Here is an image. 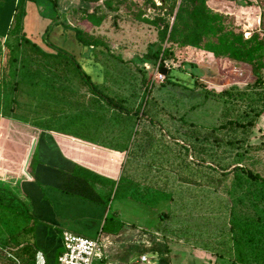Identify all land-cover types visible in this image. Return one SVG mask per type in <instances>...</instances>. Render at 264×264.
Listing matches in <instances>:
<instances>
[{
  "label": "rangeland",
  "instance_id": "1",
  "mask_svg": "<svg viewBox=\"0 0 264 264\" xmlns=\"http://www.w3.org/2000/svg\"><path fill=\"white\" fill-rule=\"evenodd\" d=\"M102 1L96 8L97 17H102L99 26L84 21L81 9L77 13L80 0H35L28 14L26 7L22 30L16 29L17 23L7 22L6 8L0 10V17H5L0 23V63L4 61L10 72L15 68L8 44L20 32L44 53L60 51L73 57L84 74L83 60L68 49L75 39L66 37L67 31L73 32L65 24L73 21L107 47V53L81 47L99 65L100 77L94 84L77 77L69 86L60 76L40 74L48 81L42 82L40 92L32 89L33 95H19L17 91L8 98L15 103L13 118L38 130L86 138L100 150L122 157L116 177L91 170L85 176L89 184L99 187L97 194L106 207L100 232L126 227L144 236L142 242L126 244L101 239L107 256L102 264H264V70L261 83H256L246 65L214 59L202 47L160 43L157 27L138 19L163 16L158 10L160 0H111L110 11L102 8ZM249 1L246 5L245 0H207V4L243 38L252 33L264 37V0ZM67 12L75 14L66 20ZM166 21L171 25L172 18ZM59 37L64 38L62 43ZM152 44L161 48L164 59L141 63ZM34 57L33 66L43 68L44 60ZM211 89L214 93L207 94ZM102 95L114 103L119 100L125 111L138 115L112 110L100 101ZM11 138L18 141L23 136L18 131ZM18 152L14 159L20 161L23 152ZM234 167L258 178H248ZM19 182L9 178L15 193L20 191ZM29 227L24 216L16 220L1 216L0 264L21 263L17 250L25 244L39 248L47 264H54L61 248L57 238L43 223L33 225L32 233ZM153 242L160 248L146 246ZM141 255L146 261L139 260Z\"/></svg>",
  "mask_w": 264,
  "mask_h": 264
},
{
  "label": "crops",
  "instance_id": "2",
  "mask_svg": "<svg viewBox=\"0 0 264 264\" xmlns=\"http://www.w3.org/2000/svg\"><path fill=\"white\" fill-rule=\"evenodd\" d=\"M30 4L28 3L26 6L27 14ZM87 6L81 3L77 13L80 9L87 8ZM66 14L65 19L69 20L75 13L70 14L67 12ZM65 26L69 28L76 27L73 25V21L66 23ZM66 37L71 40L74 35L67 31ZM59 39L61 43L64 41L63 37H59ZM70 43L68 49L72 53L78 54L83 60L86 67L85 75L94 84L95 80L100 77V72H97V69H99L98 63L89 60L87 51L86 53L82 51L81 46L76 41H74L76 46L72 41ZM35 44L37 43L35 42ZM87 50H90V48H87ZM0 65L3 66L4 61ZM44 70V66L40 68L37 65L29 64L21 69L18 76H15L8 70L7 65L0 69V128H4L3 133H1L4 138L0 141V189L11 192L19 198L26 206L29 214L31 213L38 223H43L48 227L53 236L57 238L55 242L57 241L61 248L56 252L54 264H56L57 257L62 251L60 237L63 231L97 238L100 242L101 239L106 240L108 243L122 240L125 244L135 241L142 242L144 234L133 228L121 227L118 232L115 230L113 233L100 232L102 230L100 222L105 216L106 207L97 194L99 193L97 191L99 187L89 184L85 178L88 173L87 170L109 178L116 177L118 170L120 173L124 163L117 152L111 155L100 150L99 146L93 145L86 138L55 130H38L31 127L27 122L2 117L7 104L6 101H8L10 95L17 91H21L19 95H33L32 89L37 92L41 91L42 82H46V80L41 79L39 75L45 76ZM15 78L18 84L17 89L14 91ZM79 92L77 95H80ZM81 94L84 95L83 90ZM85 95H88V93ZM91 99L96 98L92 97ZM15 131L21 132L24 139H19V142L12 139L11 135L13 136ZM30 138H33V143L38 146L37 160L32 167L29 164L31 153L27 154L26 152V146H28ZM19 149L23 152L20 161L17 160L18 158L14 159ZM11 176L20 180L18 183L19 192L16 191L15 193L14 187L9 185ZM3 183L6 185H1ZM79 195L88 196L89 198H81ZM145 236L148 239L147 235ZM155 243H149L146 246L152 250L159 249L160 247ZM37 250L40 249L37 248ZM106 257L102 249V263Z\"/></svg>",
  "mask_w": 264,
  "mask_h": 264
},
{
  "label": "trees",
  "instance_id": "3",
  "mask_svg": "<svg viewBox=\"0 0 264 264\" xmlns=\"http://www.w3.org/2000/svg\"><path fill=\"white\" fill-rule=\"evenodd\" d=\"M34 1L35 0H0V4H2L0 10H2L3 7L6 8L8 13L7 22L9 21L11 24L17 23L16 29L22 30V22L26 14V6L28 3H33ZM99 1L100 0H80L83 4L89 6L93 5L90 9H81L84 21L92 26H99L102 21V17H97L98 15L96 14V8L101 7ZM110 2L111 0L102 1V8L110 11L112 8ZM249 2L251 1L247 0L246 2L245 0L244 3L248 5ZM158 10L163 11V16L166 18H172L171 25L169 24V21L163 22V20L166 19H164L163 16L156 17L152 20L141 17H138V19L145 24L157 27V38L160 43L169 41L194 48L202 47L205 51L211 53L214 59H226L234 64L248 66L256 83H261L262 70H264V37L258 33H252L248 39L243 38L241 32H235L228 27L226 24V17L223 14L213 11L208 6L207 0H160ZM1 12L2 11H0V15ZM12 12L17 18L11 17ZM3 17L4 15L0 17V23L5 20V17ZM20 22L21 24L18 25ZM5 28L6 27L3 26L4 30H2L3 33H1V36L2 39H5L4 43L6 44L8 36L4 32ZM67 29H71L75 41L81 47L86 49L91 48L93 50L100 48L104 49L106 53L108 52L105 43L99 38L90 36L87 30H81L78 27H67ZM15 39L14 43L8 44L11 46V49H16L18 51L17 55L16 53L14 54V51L9 49V51H11V64H13L12 67L15 68L11 73L12 75L15 74V76H18L24 66L27 64H35L36 62L33 60L35 58L34 55H36V58L41 57L44 60H42V65L44 66L47 78L54 75L60 76L65 79V82H69L67 85L72 86L73 79L79 77L80 82L86 80L87 83L92 84L87 75L82 71L79 72L80 68L73 57L66 56V54H63L60 51L56 53H44L37 44L26 39L21 32L16 35ZM140 59L141 63H155L156 61L163 60L164 57L161 55V48L157 47L156 44H152ZM189 66L194 67L193 65ZM31 71H33V69H31ZM192 74L195 78L197 77L195 72ZM14 81L16 86L14 85L13 90L15 91L18 82L16 78ZM96 89L97 88L94 85L93 90ZM227 92L228 90L222 91L220 95L226 94ZM206 93L213 94L214 91L211 89L206 91ZM11 96L12 95H10L9 99ZM206 96L209 98L208 95H205V97ZM99 98L102 103L105 102L112 110L123 112L127 114V116L130 114L134 116L138 115V113L134 111L130 113L127 110L125 111L123 106L120 105L119 100L114 103L115 101H113V98L109 99L104 95ZM9 99L8 102H6L7 104L3 110L2 117L10 120H18L12 117L15 103L14 100L9 102ZM143 114L142 111V115ZM2 130H4V128H0V141L4 138L3 134L1 135V133H3ZM17 133L18 131H15L13 134L15 135ZM33 141V138L29 139L28 147L26 149L28 154L29 152L31 153V166L35 165L37 160V152L36 149H33ZM238 168L244 172L248 178H258L257 175H253L249 171H244L241 167H234L233 170ZM4 214L12 215L14 220L24 216L25 221L30 226V233L33 232V225L38 223V221L29 214L26 206L19 198L11 192L0 189V218L2 215L4 217ZM162 217L166 219V215H163ZM105 221H107V218ZM104 226L105 223L102 230L104 229ZM19 246L21 245L19 244ZM17 251H20L19 257L21 264H33L34 256L37 251V248L34 245H22Z\"/></svg>",
  "mask_w": 264,
  "mask_h": 264
},
{
  "label": "built area",
  "instance_id": "4",
  "mask_svg": "<svg viewBox=\"0 0 264 264\" xmlns=\"http://www.w3.org/2000/svg\"><path fill=\"white\" fill-rule=\"evenodd\" d=\"M163 78L161 73L160 79ZM60 238L62 251L57 257L56 264H92L93 261L102 264V244L97 238H89L69 231H63ZM139 260L144 262L146 257L141 255ZM15 264L21 263L15 262ZM33 264H47L42 251H36Z\"/></svg>",
  "mask_w": 264,
  "mask_h": 264
},
{
  "label": "water",
  "instance_id": "5",
  "mask_svg": "<svg viewBox=\"0 0 264 264\" xmlns=\"http://www.w3.org/2000/svg\"><path fill=\"white\" fill-rule=\"evenodd\" d=\"M161 72H162L163 74L165 73V71H164V70H162Z\"/></svg>",
  "mask_w": 264,
  "mask_h": 264
}]
</instances>
